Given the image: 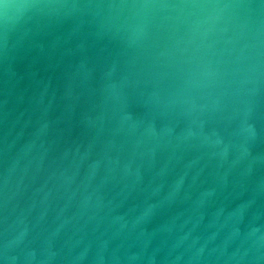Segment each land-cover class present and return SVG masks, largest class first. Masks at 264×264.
<instances>
[{
  "label": "water",
  "instance_id": "water-1",
  "mask_svg": "<svg viewBox=\"0 0 264 264\" xmlns=\"http://www.w3.org/2000/svg\"><path fill=\"white\" fill-rule=\"evenodd\" d=\"M5 2L0 264H264V0Z\"/></svg>",
  "mask_w": 264,
  "mask_h": 264
},
{
  "label": "clouds",
  "instance_id": "clouds-1",
  "mask_svg": "<svg viewBox=\"0 0 264 264\" xmlns=\"http://www.w3.org/2000/svg\"><path fill=\"white\" fill-rule=\"evenodd\" d=\"M0 7H2L3 10H4V13H3V21H4L5 24H7L8 23L7 10L10 7H13V5H10V4L6 3L5 0H0ZM14 7L28 10L31 7H33V5L30 4V3L25 2V3H20V4H17V5H14ZM132 7H137V6H132Z\"/></svg>",
  "mask_w": 264,
  "mask_h": 264
}]
</instances>
